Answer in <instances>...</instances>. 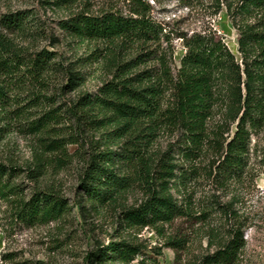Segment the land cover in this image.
Instances as JSON below:
<instances>
[{
    "label": "trees",
    "instance_id": "obj_1",
    "mask_svg": "<svg viewBox=\"0 0 264 264\" xmlns=\"http://www.w3.org/2000/svg\"><path fill=\"white\" fill-rule=\"evenodd\" d=\"M217 1L226 5L238 31L241 57L212 28L178 32L185 48L179 67L171 46L174 32L153 18L148 0H129L128 12L77 11L58 20L82 45L106 44L79 60L87 70L67 67L56 52L31 51L14 38L43 33L36 8L0 13V111L25 117L34 107L52 106L31 120L33 134L55 131L59 126L54 123H62V110L53 106L50 95L53 86L60 93L78 91L91 69L105 73L97 90L80 92L69 112L78 122L103 129L101 139L106 136L104 148L95 145L82 174V197L102 208L130 190L143 191L139 204L122 207L121 227L164 229L179 218L205 219L209 210L198 213L190 193L176 196L189 190L199 169H190L181 159L195 163L213 151L211 173L223 182L239 180L248 171L254 136L264 131V0ZM74 2L42 0L52 8ZM171 128L181 132L179 144L158 156L159 134ZM78 137L42 136L41 141L46 150L67 153L69 144L81 142ZM44 173L38 168L30 176L37 181ZM18 175L17 167L0 163V214L6 205L11 219L26 226L50 224L71 214L67 197L44 189L26 194L16 182ZM166 244L183 249L187 241L171 236ZM245 245L242 228L234 226L201 264H236ZM140 255L144 257L139 264H156L145 256L143 244L124 238L100 244L85 261L133 264Z\"/></svg>",
    "mask_w": 264,
    "mask_h": 264
},
{
    "label": "rangeland",
    "instance_id": "obj_2",
    "mask_svg": "<svg viewBox=\"0 0 264 264\" xmlns=\"http://www.w3.org/2000/svg\"><path fill=\"white\" fill-rule=\"evenodd\" d=\"M148 1L153 18L163 23L168 31L174 32L171 46L175 51L176 67H179L185 54L183 42L177 37L178 32L192 33L212 28L224 37L236 56L241 57L239 34L224 3L219 5L217 0ZM128 2L75 0L66 7L52 8L45 7L42 0H0V13L36 8L42 21L43 33L16 34L14 38L31 51L46 48L56 52L67 67L87 70L79 60L90 55L97 46L103 48L106 44L98 42L82 45L62 30L58 20L77 11L128 12ZM164 47L170 49L167 43ZM89 72L91 74L87 76L86 85L78 91L60 93L57 85L51 88L53 106H59L62 110V123H54L59 126L55 131L41 134L31 132V120L52 106L34 107L25 117H9L0 111V163L18 168L16 182L26 194L37 189L57 192L67 197L72 206L71 214L65 219L50 224L26 226L16 224L7 206L2 205L0 264H86L85 256L97 246L124 238L143 244L145 256L156 260V264H201L203 256L213 253L229 237L234 226L242 228L246 239L245 248L236 264H264V131L254 136L248 171L239 180L223 182L211 173L213 151H208L195 163L180 160L190 169H199L189 190L184 194L176 193V196L179 199L185 198L190 193L193 203L199 207L198 213L209 210L204 220L179 218L164 229L121 227L118 217L122 207L139 204L144 198L142 190H130L117 203L102 208H96L81 194L82 174L95 151V145L103 149L106 141V136L101 139L103 129L99 131L91 123L78 122L69 112L80 92L97 90L105 75L95 68ZM77 135L81 142L69 144L67 153L63 150H46L41 141L42 136L72 138ZM180 137L181 132L176 129L162 131L155 144L156 154L160 156L172 146L178 145ZM38 168H43L45 173L36 181L30 174ZM215 202L220 203V206L215 205ZM171 236L183 237L187 244L183 249L170 247L166 242ZM4 254H11L13 258L4 259ZM143 257L138 256L133 264H139Z\"/></svg>",
    "mask_w": 264,
    "mask_h": 264
}]
</instances>
